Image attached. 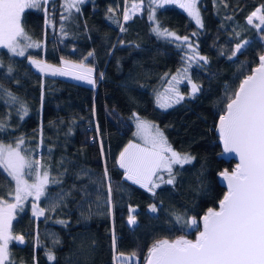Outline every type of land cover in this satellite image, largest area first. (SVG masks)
<instances>
[{
  "label": "trees",
  "instance_id": "16d2710c",
  "mask_svg": "<svg viewBox=\"0 0 264 264\" xmlns=\"http://www.w3.org/2000/svg\"><path fill=\"white\" fill-rule=\"evenodd\" d=\"M63 5L62 0H49L47 14L43 9L25 10L23 27L41 47L30 49L24 57L0 50V87L19 97L28 109V115L20 119L18 105L5 106L7 98L0 97V121L8 124L7 132H0V141L15 143L23 137L26 149L39 152L50 178L60 181L50 183L47 195L34 202L45 210L44 216H33V201L16 212L12 231L24 236V243L10 242V258L13 264H115L114 255L136 253L138 264H144L155 240L181 235L195 238V231L176 223V215L200 221L223 198L225 189L218 175L232 170L235 162L221 157L214 127L226 96L264 54V33L247 23L264 0H199L203 28L175 5L156 11L162 28L188 36L193 46L198 45L199 55L209 61L203 67L194 62L189 66L182 59L190 54L186 47L181 50L176 43L157 38L146 4L127 23L121 10L131 0H85L79 11L73 8L71 13ZM119 24L126 31L121 32ZM244 40L251 43L243 54L229 60L235 44ZM89 52L94 56L84 60ZM28 56L56 64L61 57L91 64L96 85L41 75ZM186 67L200 90L193 95L191 84L181 80L177 86L184 99L175 103L170 94L173 106L158 107L156 91ZM134 113L158 125L174 150L195 158L182 168L174 166V184L161 183L155 196L124 180L116 163L134 138ZM105 167L112 186L111 214ZM161 174L168 179L166 172ZM13 187L14 182L0 169V196L7 199ZM61 193L65 194L63 203L50 211ZM154 203L159 208L155 214L149 211ZM130 206L136 209L134 227L127 222ZM49 252L55 257L52 261Z\"/></svg>",
  "mask_w": 264,
  "mask_h": 264
},
{
  "label": "snow or ice",
  "instance_id": "6c2138e0",
  "mask_svg": "<svg viewBox=\"0 0 264 264\" xmlns=\"http://www.w3.org/2000/svg\"><path fill=\"white\" fill-rule=\"evenodd\" d=\"M84 2L85 0H65L63 7L66 12L71 13L73 8L79 11L78 6ZM48 4L49 0H0V47L19 57H24L29 48L41 47L26 33L22 16L25 10L31 9H43L47 14ZM145 4L148 19L154 24L152 31L158 39L176 43L181 50L186 47L190 54H186L182 59L186 60L189 66L193 62L199 67L209 63L206 57L199 55L198 45L193 46L188 36L180 37L175 32L162 28L156 20L158 9L178 4L199 28H203L198 0H141L140 3H133L130 9L126 8L123 14L124 23L131 20ZM66 19V16H61V20ZM247 23L264 33L262 27L264 6L253 11L247 17ZM119 29L121 32L126 31L124 24H119ZM61 31L63 32V25ZM195 35L196 33H193V36ZM261 39L264 40V36H261ZM250 43L249 40L236 43L227 58L232 60L238 54H243V50ZM93 56L94 52H89L84 60ZM27 58L41 73H49L54 77H72L78 81H86L93 87L96 85L93 78L94 69L87 67L83 61L74 63L61 57L62 67H55L43 60L32 59L31 56ZM12 71L13 69L9 67L8 72ZM187 73L186 67L168 81L169 88L165 89V92L174 94L175 103H180L184 99L175 87L181 80H187L191 84L193 95L200 90ZM100 78H103V73L100 74ZM0 97L7 98L3 100L5 106L18 105L17 115L20 119L28 115L25 103L11 91L0 87ZM172 100L173 97L169 96L161 102L158 95V107L170 108L173 106ZM226 100L216 131L223 145V154L234 155L239 161L232 171L225 169L219 174L227 183V191L219 200L218 209L208 208L200 221L195 217L185 220L182 216L176 215V223L182 229L195 231V239H188L185 235L172 240L157 239L148 248L145 264H264V54L259 56L258 65L251 69V74L240 81L235 91L226 96ZM6 115L10 118V113ZM133 117L136 128L133 135L141 143L129 141L119 153L116 163L123 170L124 180L139 185L155 196V189L160 187L161 183L174 184V166L182 168L186 164H191L195 158L175 151L158 125L140 119L135 113ZM7 130L8 124L0 121V132ZM24 145L23 137L14 145L0 141V169L6 177L14 181V187L7 193L14 202L0 196V264H13L9 253L10 242L24 243V236L12 234V221L15 219L16 209L20 208L22 211L21 205L29 197L36 201L45 197L50 183H60L50 178L49 168L45 167L40 159L34 158L32 150L26 149ZM101 151L103 152V144ZM164 172L168 175L166 180L161 175ZM104 175L109 179L107 204L111 214L112 186L107 167ZM26 177L31 178L32 182ZM64 195L59 194L50 211L55 212L61 206ZM149 211L155 214L159 208L154 203L149 206ZM129 213L128 225L134 227L137 224L136 209L130 206ZM32 214L34 217L44 216L45 210L34 205ZM58 223L67 224L66 221ZM116 239L113 234L114 250ZM54 243L58 241L54 240ZM135 257L136 253L131 257L119 253L114 255L113 259L116 264H131ZM48 259L50 261L55 259L51 252L48 253Z\"/></svg>",
  "mask_w": 264,
  "mask_h": 264
},
{
  "label": "rangeland",
  "instance_id": "374dc122",
  "mask_svg": "<svg viewBox=\"0 0 264 264\" xmlns=\"http://www.w3.org/2000/svg\"><path fill=\"white\" fill-rule=\"evenodd\" d=\"M199 1V0H198ZM62 2L65 4V0H62ZM141 1L140 0H131V5L133 4V3H140ZM131 5L130 6H123V9L121 10V16H122V19H123V14H124V11L126 10V8L127 9H130L131 8ZM173 5H175V6H177L178 8H180L179 6H178V4H173ZM199 7V6H198ZM143 8V7H142ZM181 9V8H180ZM142 10V9H141ZM140 10V11H141ZM185 14H187L183 9H181ZM139 11V12H140ZM139 12H137V13H139ZM191 18V17H190ZM192 19V18H191ZM192 21L195 23V21L192 19ZM258 22V21H257ZM196 24V23H195ZM197 26V25H196ZM154 27V26H153ZM32 41H34V40H32ZM36 42V41H35ZM1 49H5V48H3V47H0V50ZM30 49H33V48H29V49H27L26 50V52H25V54L30 50ZM5 50H7V49H5ZM29 57V56H28ZM31 58L32 59H36V60H43V59H39V58H35V57H32L31 56ZM65 60H69V59H65ZM44 62H46V63H48V64H50V65H53V66H55V67H62V65H61V61H60V63H51V62H48V61H46V60H43ZM69 61H72V62H74V63H80L81 61H74V60H69ZM28 62H29V59H28ZM30 63V62H29ZM85 63V62H84ZM31 64V63H30ZM85 65L87 66V67H91V68H93V66L91 65V64H88V63H85ZM31 66H32V68L36 71V72H38V73H40L41 75H44V76H51V77H54V76H52L51 74H49V73H41L34 65H32L31 64ZM94 69V68H93ZM55 77H60V78H64V79H68V80H72V81H75V82H79V83H82V84H86V85H89L86 81H78V80H76V79H74V78H72V77H61V76H55ZM172 77V76H171ZM171 77H169L166 81H165V83H164V86L162 87V88H160L159 90H157L156 91V100H157V96L159 95L160 97H161V102H163V100H164V98H166V97H169L170 96V94H173V93H166L165 92V89H167V88H169V83H168V81H170L171 80ZM93 78L95 79V77H94V71H93ZM90 86H92V85H90ZM175 87L177 88V90H178V86H177V84L175 85ZM173 97V96H172ZM158 105V104H157ZM164 109V108H163ZM144 120V119H143ZM134 122V124H135V121H133ZM135 126V125H134ZM135 131H136V128H135ZM132 142H135V143H141V141H139V139L137 138V137H135L134 136V138L131 140ZM3 143H5V142H3ZM129 143V142H128ZM5 144H15V143H5ZM176 151V150H175ZM32 153H33V157L34 158H37V159H39V152H36V151H32ZM180 153V152H179ZM181 154H184V153H181ZM118 157H119V155H118ZM117 160H118V158H117ZM118 166V165H117ZM162 175V174H161ZM26 179H29V182H32V180H31V178H28V177H26ZM14 182V181H13ZM157 182H159V181H157ZM10 202H14V201H12V199H11V197H8L7 198ZM29 201H33V202H31V209H33V206L35 205V203L34 202H36V200L33 198V197H29L27 200H25L24 202H23V204L21 205V208L22 207H24ZM20 208H17L16 209V211H15V215H16V212L19 210ZM12 234H13V236H16L14 233H13V231H12ZM126 257H131L132 255H130V254H124ZM115 264H116V262H115ZM131 264H138V259L135 257L133 260H132V262H131Z\"/></svg>",
  "mask_w": 264,
  "mask_h": 264
},
{
  "label": "water",
  "instance_id": "95a60500",
  "mask_svg": "<svg viewBox=\"0 0 264 264\" xmlns=\"http://www.w3.org/2000/svg\"><path fill=\"white\" fill-rule=\"evenodd\" d=\"M258 65V64H257ZM256 65V66H257ZM255 66V67H256ZM254 67V68H255ZM249 74H251V72L249 73ZM248 74V75H249ZM223 114V113H222ZM218 122H219V117L217 118V120H216V123H215V127H214V130H215V133H216V135L218 136V139H219V134H218V132L216 131V126H217V124H218ZM219 144H220V147H221V157L222 158H224V159H232L234 162H235V165H234V167H233V169L235 168V166H236V164L239 162L238 161V158L237 157H235L234 155H225V154H223V145H222V142L220 141V139H219ZM232 169V170H233ZM232 170H230V171H232ZM218 182H219V184L225 189V192L227 191V183H226V181H224L223 180V178L220 176V175H218ZM218 206H219V203H218ZM218 206H217V209H218ZM204 215V214H203ZM202 215V216H203ZM201 216V217H202ZM200 217V218H201ZM195 239V238H194ZM194 239H192V240H194ZM144 264H145V262H144Z\"/></svg>",
  "mask_w": 264,
  "mask_h": 264
}]
</instances>
